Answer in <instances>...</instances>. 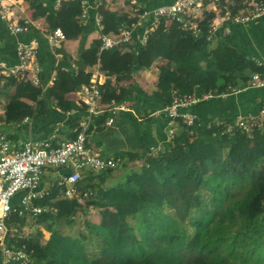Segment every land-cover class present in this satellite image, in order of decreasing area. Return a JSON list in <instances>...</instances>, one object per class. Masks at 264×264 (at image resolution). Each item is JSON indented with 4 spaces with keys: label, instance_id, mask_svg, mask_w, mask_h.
Masks as SVG:
<instances>
[{
    "label": "trees",
    "instance_id": "1",
    "mask_svg": "<svg viewBox=\"0 0 264 264\" xmlns=\"http://www.w3.org/2000/svg\"><path fill=\"white\" fill-rule=\"evenodd\" d=\"M43 1L30 0V6L35 9L33 19L45 17L49 30L61 28L67 36L73 28H77L83 34V42L94 29L101 34H110L118 32L122 24L132 26L139 19L137 14L112 11L105 4L96 7V0H88V15L83 21L84 5L81 0H65L58 8L57 0H47L46 6ZM136 1L142 4L138 13L154 9L148 5V0ZM238 10V7L233 9L234 12ZM98 13L102 15V28L96 21ZM214 15L211 13L202 24L207 27V20L213 19ZM4 25L10 32L7 24ZM248 27L234 26L223 39L208 41L205 36L194 38L182 34L175 23L166 28L162 22L145 44L141 43L144 27L138 28L125 52L117 48L101 50L100 39L89 47L83 44L79 57L74 61L75 66L68 62L66 53L58 49L64 56L62 63L55 68L56 59L48 39L29 23L28 30L20 33L26 38L18 41L14 48L16 51L19 42L30 43L34 40L38 43L37 61L41 66L42 84L35 86L30 80L14 76L2 82L0 77V90L4 87L14 90L5 114L9 119L22 120L21 128L25 130L28 129V122L23 123L24 118L28 116L32 121L36 115L34 104L44 99L45 115L53 113L55 116L52 121L54 132L57 127L60 130L63 123L65 128L61 131L66 139L75 138L89 111L85 105L68 99L66 94L89 85L93 76L91 68L96 66L107 77L117 76L116 79L121 81L131 79L138 70L151 67L158 58L169 60L174 70L167 68L160 73L158 89L153 93L154 98L148 100L154 102L151 104L153 106H156L155 100L158 102L157 110L161 113L158 121L163 123L160 130L168 125L169 118L163 109L171 102L174 89L179 95L194 94L197 97H203L210 91L216 95L226 92L229 95L226 98L215 96L203 99L185 110L196 115L194 125L189 127L178 118L174 140L168 143L167 150L154 155L149 162H142L150 147L147 142L142 153L122 152L114 155L123 160V166L119 169L124 171L122 174L117 173L118 170H109L100 173L107 177L100 176L96 184L98 187L101 183L98 188L86 184V188L94 192L86 204L101 209V222L88 224L105 243L99 257L91 259L87 245L81 239L64 233L57 224L61 221L73 224L79 209L86 205L77 199L61 198L58 186L52 187L51 193L39 200L40 205L57 209L41 214L37 220V224L45 225L51 231L50 238L42 244V232H39L35 236L15 237L14 245H25L33 251L34 264H228L229 255L233 259H241L245 264H264V221L260 220L264 215V165L258 166L264 161V132L256 129L253 138L241 131L227 134L223 126L214 122L215 118H219L232 123L237 118L233 114L214 116L216 107L221 104L229 102L231 108L236 110L238 102L245 108L248 101H253L259 95L264 100V87L244 90L253 73L262 71L252 58L264 56H260L258 49L246 39ZM251 29L258 34L256 38L264 47V33L260 35L263 28L259 25ZM74 34L79 33L75 31ZM213 43L217 44L213 47ZM44 52L47 54L42 55ZM43 56L44 60L41 58ZM4 59L0 57V61ZM2 62L15 65L18 58L15 63L8 59ZM54 70L57 73L53 75ZM183 73L185 78L179 81ZM53 76L54 84L49 86L48 82ZM233 88L240 91L233 92ZM100 89L102 96L105 90L110 89V95H114L110 78L100 85ZM134 92L139 97L146 95L138 85H130L122 89L123 95L118 101L136 99ZM106 99L111 100L109 97ZM262 106L257 105L253 114L244 116H258ZM114 112L112 109L104 115L93 116L91 126L104 124L109 117L115 119L118 113ZM148 117L155 121L154 116ZM32 138L39 140L35 136ZM24 139H28V135ZM49 141L54 146L58 144L56 140ZM235 158L244 167V172L226 174L228 163ZM138 162L142 164L138 165ZM208 193L211 194L210 198H207ZM217 209L227 211L223 228L219 231L213 228L215 224L207 226L203 222L205 216ZM13 221L20 224V228L27 225L26 217H15ZM237 222H240L238 233L228 232L229 227ZM189 223L199 231L200 244L198 257L186 263L187 254L183 248L188 237L185 226ZM220 230H223L222 234Z\"/></svg>",
    "mask_w": 264,
    "mask_h": 264
},
{
    "label": "built area",
    "instance_id": "2",
    "mask_svg": "<svg viewBox=\"0 0 264 264\" xmlns=\"http://www.w3.org/2000/svg\"><path fill=\"white\" fill-rule=\"evenodd\" d=\"M65 0H57L56 6L60 7ZM83 13L81 19L86 20L88 15L87 0H81ZM105 0H97L96 6L104 4ZM132 2L137 3L136 0ZM19 4V0H0V18L5 21L11 33L18 34L28 30L29 21L18 20L14 8ZM238 7L234 12L232 8ZM215 13L214 18L208 21L205 27L202 21L207 16ZM264 15V0H174L167 5L139 12V19L132 26L122 24L118 32L110 34H100V49L106 50L117 48L120 51L127 49L133 42L135 31L144 27L141 43L145 44L149 35L154 34L159 25L164 22V26L170 27L177 24L178 29L189 37L201 38L205 36L208 41L215 40L231 33V25L247 24L254 22ZM102 15H96V21L100 28L102 25ZM44 34L52 47L59 46L68 38L61 29L45 30ZM38 43L19 42L16 48L18 62L9 65L0 61V77L2 82L5 78L14 76L19 79L30 80L35 86H40L41 66L37 61ZM255 65L262 71L253 73L244 87L261 88L264 87V56L252 58ZM99 70V69H97ZM99 71L92 76L89 85H83L78 91L79 105H85L89 115L81 122V130L75 138L63 139L56 146L49 140H34L32 138L14 141L11 136L0 131V263L1 264H34V259L25 245H14L16 239L27 236L26 225L18 230L15 225V217H26L28 221L38 220L41 214L48 211H56L55 207L40 205L39 200L48 196L54 186L60 187L61 198L77 199L84 204L94 193L86 188L84 183L87 177L109 171L119 170L123 166V160L114 156H103L101 148H97L89 141L88 130L94 122L93 116L97 117L103 110L99 105L102 98ZM55 76L49 80L48 85L52 86ZM240 89L233 88V92ZM229 93L216 95L210 91L197 97L194 94L179 95L177 89L173 90L171 102L163 109L169 118L168 137L173 141L178 128V118H181L189 127L195 123L196 115L187 110L193 104L201 100H208L215 96L226 98ZM114 106L113 110L118 112L120 108ZM114 112V113H115ZM30 118H24L23 123L29 122ZM115 122L113 117L106 120V125L112 126ZM214 122L223 126L224 133H234L241 131L254 137L256 129L264 132V104L259 115L237 116L232 123L221 121L215 118ZM59 131L57 127L56 132ZM192 134V131H190ZM155 154L158 155L159 148ZM47 170H52L53 180L51 186L43 187V178ZM36 222V221H35ZM37 223V222H36ZM13 241L8 243L9 236Z\"/></svg>",
    "mask_w": 264,
    "mask_h": 264
},
{
    "label": "crops",
    "instance_id": "3",
    "mask_svg": "<svg viewBox=\"0 0 264 264\" xmlns=\"http://www.w3.org/2000/svg\"><path fill=\"white\" fill-rule=\"evenodd\" d=\"M173 1L174 0H148V5L151 8H157L161 5L170 4ZM47 3H48L47 0L43 1L44 6H46ZM88 4L89 2L87 0V5ZM104 4L108 9L112 11H118L120 13H128L131 15L138 14L139 9L142 8V4L138 2L134 3L132 2V0H105ZM133 9L136 10L135 13L132 12ZM233 9L234 8H232V10ZM14 11L16 13L18 20H22V19L28 20L30 24L34 25L36 29H38L39 31L43 33L45 30H49L45 17L33 19V13L35 12V9L30 6V0H19V4H17V6L14 8ZM4 24L5 23H3L0 20V36H2V40H0V57L6 58L4 59L5 61H7L8 59L9 62L15 63L17 60V56H16L14 45L18 41H21L26 37L25 35L20 34V33L14 34V33L8 32ZM259 25L263 28L260 32V35H261V33H264V27L262 26L264 25V15L260 17L259 19L255 20L254 22L247 23V24H239V25L235 24V25H231L230 28L232 32L234 26L235 27L249 26L248 27L249 31L247 32V36H246L248 38L246 39L250 41L249 42L250 44L252 43V45H254L253 47L258 49L257 52L261 56V55H264V47L262 46V43H260L256 38L258 34L256 32L253 33L252 29L250 30V28L257 27ZM75 31L78 32L79 34H74ZM100 34L101 33L99 30L94 29L93 31L88 33V35L85 38V41L83 42L82 32L77 28H73L71 33H69L68 38L64 40L59 46L52 47L50 45L51 47L50 49L52 53L55 55V59H56L55 60L56 63L54 64L55 68L62 63L63 56H64V54L59 52L58 49H62L68 56V62L72 64V66H75L74 61L76 60L77 57H79L81 46H83L84 44L85 47H89L95 40H99ZM218 39H223V37L216 38L215 40H218ZM216 44L217 43H213V47ZM125 50L122 52H125ZM46 54L47 53L44 52L42 55H46ZM41 58L44 60L45 56ZM68 67H66V70H68ZM167 68L172 71L174 70L169 60L158 58L155 60V62L152 64L151 67L138 70L133 73L131 79H124V80L122 79L121 81L116 79L117 76L107 77L100 70H97L99 69L98 66L91 68V70L93 71V75L99 71V74H100L99 76H101L100 77L101 83L105 82V77L110 78L111 85L113 86V89H114V95H110L111 92L109 91H111V89L109 91L105 90V93L99 102L100 103L99 105L103 108L102 112L99 115H104L106 113L111 112L114 106L118 107L120 105H124V107L118 110L117 112L118 115H116L115 122L112 126H108L106 125V123H104L101 125H95L94 127L91 126L88 130V132L90 131L89 135H90V141L92 145L95 147L97 146L101 148V152L103 155L114 156L122 152L123 153H128V152L142 153L145 151V148H146L144 147L145 143L148 142L150 147L146 155H144V160L142 161L144 163V162H149L150 158L156 155L155 152L158 149H152L153 147L159 148L160 149L159 152L167 150V148L169 147L168 143H170L169 137H168V134H169L168 128L166 126L167 124L163 126V130L162 129L160 130V126H162L163 123L158 121V119L161 118V113L159 110H157L159 109V106L157 104L158 102L155 100L156 106H153L151 104H153L154 102L148 101L150 100L151 97L154 98L153 93L156 92V90L158 89L157 83H158L159 75L164 69H167ZM56 73H57V70H54L53 75ZM181 79L182 78L179 77V81ZM130 85H138L140 89L146 95L143 97L142 96L139 97L137 96V94L135 95V92H134L133 96H135L136 99L132 98V99H128L125 101L123 100L122 102H119L118 98L121 99L123 95L122 89H126ZM66 97L78 103L79 93L78 91L71 92V93L66 94ZM106 97L111 98V100L106 99ZM259 104L261 105L264 104V100L261 98L260 95L257 98L253 99V101H248V106L245 108H243L240 102H238L236 110L232 109L231 108L232 105L229 104V102H227L226 104H221V106L216 107L217 109L214 112V116L220 117V115L233 114L236 117V116H244L246 114H253L254 112L252 111ZM34 106H35L36 115H35V118L32 119V121L31 120L29 121L30 123L28 122L27 130H25L24 128L16 127V126L14 127L13 125L12 126L13 131L11 130L12 132H10L11 134L3 130H0V131L6 133L8 136L13 135L12 140L16 142L20 140H24V137H26V135H28V138H32V136H35L39 140H46V139L56 140L57 143L61 142L62 139H66L67 137L65 133L62 132L65 128L64 127L65 125L63 123H61L62 126L60 127V130L58 132H56L55 130L54 132V129H55L53 125L54 122L52 121H54L55 116L53 113H51V115L49 114V116L45 115L46 109H45L44 99L37 101L34 104ZM148 114L150 116H154L155 121L150 120L149 117L147 118V116H149ZM142 162H138L137 164L138 165L140 163L142 164ZM49 171H50V174L47 175L45 178H43V183H42L43 187L51 186V183L53 180V175H52L53 173H52V170H49ZM98 175L99 174L95 176L87 177L89 179H86L84 183L92 184L94 188H98L99 186H101V183H100L99 186L96 187V184L98 183L100 176L107 177V175H104V174H100L99 176ZM107 183H108V180H107ZM84 207L88 208V210L94 211V209H96V211L98 210L101 212V209L99 207H95L93 205L86 204ZM101 220H102V217H101ZM101 220L95 223L99 224ZM15 225L18 227V230H20V227H19L20 224L15 223ZM36 225L40 227L42 232H44V235L48 232V235L44 236L48 240L51 236V231H49L42 225H39V224H36ZM32 226H34L32 221H28L26 225L28 231L30 230L29 227H32ZM26 233H30V231ZM12 236H14V234H11V236H9V238L10 237L11 238L8 239L7 241L8 243L13 241ZM47 240L45 242H47Z\"/></svg>",
    "mask_w": 264,
    "mask_h": 264
},
{
    "label": "rangeland",
    "instance_id": "4",
    "mask_svg": "<svg viewBox=\"0 0 264 264\" xmlns=\"http://www.w3.org/2000/svg\"><path fill=\"white\" fill-rule=\"evenodd\" d=\"M135 9L132 10L133 13H135ZM184 74V73H183ZM181 74L180 77L183 79L185 78V74L183 75ZM12 92H14L13 88H2V90H0V130H3L9 134H11L10 132L13 131L12 126L14 125V127H20L22 125V120H18V119H9L7 118L6 114H5V108L6 105L10 99V96L12 94ZM12 130V131H11ZM13 136V135H12ZM11 136V137H12ZM14 138V137H13ZM228 153V151L226 150V154ZM228 169L226 170V174L227 173H243L244 172V167H242L241 165H239L238 160L235 158L233 160H231L228 163ZM141 165V163L139 164ZM264 165V161H261L258 166H263ZM140 167L137 168V170H139ZM117 173H123V170H118L116 171ZM50 174V171L47 170L44 178ZM211 194H207V198H210ZM90 209V208H89ZM100 211H96V209L93 210H88V208H80L79 212L76 214L75 218H74V223L73 224H69L65 221H61L58 222L57 224L59 225V227L61 228V230L66 233V234H70L74 237H77L79 239H81L86 245H87V250H88V254L89 257L91 259H95L97 257L100 256V252L102 251V249L105 246L104 241L102 240V238H100L96 233H94L93 230H91L88 227V224L90 223H95L101 220V212ZM181 214L183 213V211L181 210L180 212ZM227 215V211L226 210H221V209H217L215 211L210 212L209 216H205L203 219V222L205 223V225L209 226L211 224L212 225H216L215 227V231L219 229L223 228V222L226 218ZM214 219V221L212 222V220ZM262 222L264 221V215H261V219ZM37 222V220H35ZM35 221H32L33 225L32 227H29V231L30 234L29 235H37L39 232H42V230L40 229V227H38L35 223ZM211 222V223H209ZM229 222L225 223L226 225ZM240 222L234 223L233 225H231V227H229L228 232L230 231L231 233H238V231L240 230V226H239ZM45 226V225H42ZM185 226V224H184ZM206 227V226H205ZM46 228V226H45ZM185 229L187 230V243L185 245V247L183 248V252H185L186 255V263H191L195 258L198 257L199 254V244H200V234L199 231L194 227V225H192L191 223L186 224ZM214 229H212L213 232ZM28 229L26 228V232H29ZM223 230H220V234H222ZM48 232L44 235V232H42V236L40 237L41 239V243L44 244V242L47 240L46 237ZM240 250H242L241 247H239ZM243 259V258H242ZM229 263L228 264H245L241 259L236 258L233 259L232 257H228ZM47 264H51L50 262H48Z\"/></svg>",
    "mask_w": 264,
    "mask_h": 264
}]
</instances>
